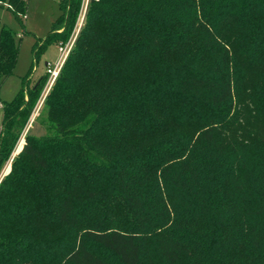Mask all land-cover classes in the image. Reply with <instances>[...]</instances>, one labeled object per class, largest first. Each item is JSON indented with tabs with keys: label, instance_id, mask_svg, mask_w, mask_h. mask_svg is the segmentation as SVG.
Masks as SVG:
<instances>
[{
	"label": "trees",
	"instance_id": "16d2710c",
	"mask_svg": "<svg viewBox=\"0 0 264 264\" xmlns=\"http://www.w3.org/2000/svg\"><path fill=\"white\" fill-rule=\"evenodd\" d=\"M28 1L0 7L22 21ZM91 1L49 134L27 133L0 182V264H264V0ZM81 2L61 0L36 59ZM19 54L0 18V87ZM28 75L3 103L0 169L46 82Z\"/></svg>",
	"mask_w": 264,
	"mask_h": 264
},
{
	"label": "rangeland",
	"instance_id": "374dc122",
	"mask_svg": "<svg viewBox=\"0 0 264 264\" xmlns=\"http://www.w3.org/2000/svg\"><path fill=\"white\" fill-rule=\"evenodd\" d=\"M81 1L77 14V21L70 39L64 44L54 43L49 45L46 48V52L37 59L35 58V50H33L34 44L39 38L46 37L47 33L52 29L53 23L61 15V0H29L27 13L20 15L22 21L17 19L16 15L9 11L6 6L0 7V18L7 26L18 34V39L20 40V54L16 63L15 71L3 81V84L0 87V104L6 101H11L15 98L16 93L23 86V79L28 74L26 85L29 90L32 89L42 77H46V82L39 93V98L33 115L25 127L26 129L20 135L16 143L17 146L12 155L0 169V182L3 180L4 175L10 171L13 159L22 150L26 134L31 133L41 136L49 134L50 132V128L46 123V112L42 111V108L47 99L48 92L56 82V79L53 82L51 78H49L47 70L48 63L53 65L52 67H57L59 71H61L63 67L62 64L77 39L92 2L91 0ZM3 117V108L0 107V132L2 130Z\"/></svg>",
	"mask_w": 264,
	"mask_h": 264
},
{
	"label": "built area",
	"instance_id": "2783aa9c",
	"mask_svg": "<svg viewBox=\"0 0 264 264\" xmlns=\"http://www.w3.org/2000/svg\"><path fill=\"white\" fill-rule=\"evenodd\" d=\"M50 63H48V73H49V78L54 82V80L57 78L59 74V69L57 67H52ZM0 107H3V103L0 104Z\"/></svg>",
	"mask_w": 264,
	"mask_h": 264
},
{
	"label": "water",
	"instance_id": "95a60500",
	"mask_svg": "<svg viewBox=\"0 0 264 264\" xmlns=\"http://www.w3.org/2000/svg\"><path fill=\"white\" fill-rule=\"evenodd\" d=\"M46 65H47V63H46Z\"/></svg>",
	"mask_w": 264,
	"mask_h": 264
}]
</instances>
